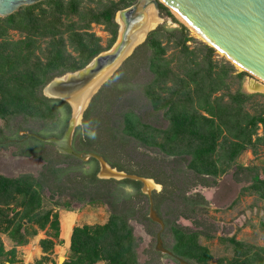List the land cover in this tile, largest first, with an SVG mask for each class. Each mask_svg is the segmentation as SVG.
I'll list each match as a JSON object with an SVG mask.
<instances>
[{
	"label": "trees",
	"instance_id": "trees-1",
	"mask_svg": "<svg viewBox=\"0 0 264 264\" xmlns=\"http://www.w3.org/2000/svg\"><path fill=\"white\" fill-rule=\"evenodd\" d=\"M135 1L98 0L95 7H90L82 4L84 0H47L0 19V39L3 40L0 43V119L7 124L18 118L23 121L17 123L14 134L24 131L22 124L30 119L54 117V101L43 96V88L55 77L82 69L103 52L99 40L88 33L93 24L104 26L113 44L118 30L114 21L116 13ZM159 8L171 17L166 8ZM10 30L17 31L25 39L9 44L6 36ZM65 36L73 52L79 55L80 63L66 64L63 55ZM43 39L49 40L48 57L44 62L34 57V50ZM192 41L189 31L182 26L179 29L156 28L116 76L126 73L123 85L110 92L102 89L84 114L83 127L91 125L92 132H95L87 139L98 138L93 144L88 141V151L100 156L119 172L156 180L164 187L162 193L149 198L140 192L141 183L138 181L98 179L95 159L77 162L93 163L96 166L93 172L66 180H62L67 171L65 168L55 167L52 163L44 168L45 173L51 174L52 182L63 185L73 201L88 205L106 204L111 210L106 226L73 231L72 252L87 255L82 264H87L90 257L95 262L102 259L109 264H128L132 229L127 224V215L118 210V193L113 189L117 186L130 185L136 196L146 197L148 203L153 202V209L163 221L165 230L170 228L174 236L169 251L185 260L191 256L187 251L190 238L181 228L171 226L173 221L170 218H176L172 209L162 213L160 206L177 197V192L187 209L206 204L199 195H185L190 187L187 184L183 187L182 177L186 171L192 173L197 185L205 187L215 185L218 177L232 172L237 183L249 184L254 191L264 195V166L243 167L235 162L242 152L251 149L257 154V145L264 146V138L254 139L258 126L264 125V96L243 93L241 83L246 74L236 73L232 65L218 61L216 52L203 43L188 46ZM141 69L146 75L145 80H134ZM56 102L70 114L67 104ZM116 137L118 142L115 143ZM5 141L0 139V147L6 145L2 143ZM25 142L39 143L35 138H28ZM125 148V154L129 150L126 157L130 159L138 155L136 149L139 148L156 154L153 159L145 152L138 155L150 159L154 175L134 172L128 161L120 163L124 157L119 154V149ZM59 157L78 161L69 156ZM160 177H164V181ZM38 188L40 184L31 177L8 179L0 176V215L4 217L1 214L3 209L16 204L20 196L25 198L19 205L30 207L29 212L38 208ZM146 215L144 213L143 218ZM177 216L193 219L189 213L182 212ZM146 220L153 223L147 217ZM8 222L4 217L0 229H4Z\"/></svg>",
	"mask_w": 264,
	"mask_h": 264
},
{
	"label": "rangeland",
	"instance_id": "rangeland-1",
	"mask_svg": "<svg viewBox=\"0 0 264 264\" xmlns=\"http://www.w3.org/2000/svg\"><path fill=\"white\" fill-rule=\"evenodd\" d=\"M84 1L83 5L95 7V2L98 0ZM119 12L115 15L116 21L119 20ZM158 17L160 21L156 25L157 28L179 29L182 26L173 16L168 17L161 10H159ZM88 33L99 40L98 45L103 50L101 53L110 50L115 43L112 44L111 35L104 26L93 24ZM189 35L193 41L188 43V46L193 47L198 43H203L190 31ZM23 39H25L23 35L12 30L8 31L6 36V42L9 44L17 43ZM63 40L65 42L63 55L66 64L72 66L74 63H80L79 55L73 52L68 38L65 36ZM1 42H3L2 39H0ZM48 42L49 40L45 39L39 41L38 48L34 50L35 58L45 61V58L48 57ZM215 58L218 61L229 63L218 53L215 54ZM32 60L34 61V58ZM125 64L126 62L121 66L122 69ZM121 68L102 85L97 94L102 89L105 92H110L109 90H116L119 85H123L126 73L116 77ZM234 69L236 73H243L235 67ZM138 73L139 76H136L134 80H145L146 75L142 69ZM247 79L248 75L246 74L241 83V91L250 94L247 90V88L249 89ZM261 95L264 96V94ZM136 99H138V95ZM249 105L248 107H250ZM52 107L55 111L52 119H30L29 122H25L21 126L25 130L15 134L17 123L23 121L18 118L7 124L0 119V139L6 140L2 142L6 145L0 147V176L8 179L31 177L40 184V188L36 190L40 201L38 208L29 212L30 207L19 205V202L25 198L20 196L17 198L18 204L15 201L16 204L3 209L1 214L9 222L4 229H0V264H82L83 259L86 261L87 255L84 257L72 252L70 241L73 231L76 228L106 226L111 216V210L106 204L88 205L73 201L68 192L63 189L64 186L61 187L58 182L57 184L53 183L51 174L44 171L48 163L56 165L55 167L65 168L67 171L63 174L62 180H66L93 172L96 168L93 163L78 164L77 162L80 161H68L60 158V154L55 148L48 144L40 141L38 144L25 142L30 138L28 135H36L42 139L61 137L71 120L72 113L70 110V114H67L63 106L56 101L52 102ZM84 114L77 123L72 140V146L78 153H90L89 147L86 146L89 144L88 141L93 144L98 139L97 137L93 140L87 139V137H92L95 132H92L91 125L83 127ZM101 138V141L105 140L104 136ZM255 138H264V125L258 126ZM116 142H118V137H116ZM257 150V154H254L251 149L242 152L236 159V164L243 167H263L264 146L257 145ZM126 151L127 148L119 149V154L124 157L121 158L120 163L128 161L134 172H143L142 174L146 175L149 172V175H154L155 170L150 159L157 157L156 154L139 148L136 149V153L139 155L145 152L150 159L138 155L130 159L126 157L129 150L127 154H125ZM161 169L165 170V168ZM167 171L170 172L169 165H167ZM102 174L101 166L98 163L96 176L98 179L123 181L121 178L114 179L105 176L100 178ZM191 174L186 171L182 177L183 187L186 184L190 186L185 195L189 197L199 195L206 201V204L197 206L193 210L187 209L188 207L181 203V194L177 192L175 195L177 197L169 199L171 201L164 202L160 206L162 213L172 209L173 216L176 218L173 217V220L170 218L173 221L171 226L181 228L183 234L190 238L187 241L190 258L185 260L176 257L186 264H264V195L254 191L249 184L237 183L232 172L221 175L216 179L215 185L208 187L197 185ZM133 177L144 180L140 187V192L144 196L152 197L164 190L163 185L154 179ZM159 179L164 181V177ZM43 180L47 183L43 184ZM148 181L153 182L159 188L147 190L146 182ZM113 189L118 193V210L127 215V224L132 229V251L128 264H181L156 250V236L161 227L155 219L156 216L160 217L153 209V202L150 200L148 203L146 197L136 196L130 185L117 186ZM182 212L189 213L193 219L178 218L177 215ZM144 213H147L146 217L153 222L152 224L148 223L146 217L143 218ZM4 217L0 215V221H3ZM173 238L170 228L165 230L164 227L161 233V243L168 251L173 245ZM87 262V264H109L102 259L95 262L91 257L87 259Z\"/></svg>",
	"mask_w": 264,
	"mask_h": 264
},
{
	"label": "water",
	"instance_id": "water-1",
	"mask_svg": "<svg viewBox=\"0 0 264 264\" xmlns=\"http://www.w3.org/2000/svg\"><path fill=\"white\" fill-rule=\"evenodd\" d=\"M43 1L47 0H0V19L8 18L24 7ZM159 6L166 8L175 19H181L182 27L195 33L205 45L247 74V82L253 80L255 83H264V0H138L118 13L119 20H115L119 26L118 33L110 50L97 55L83 69L55 78L43 88L45 98L63 102L71 110V120L61 137H28L51 144L60 155L80 162L95 159L100 164L102 173L106 174H102L100 178L105 176L143 182L144 180L111 168L94 153L76 152L72 140L77 123L82 119L98 90L157 28L154 26L149 29L144 21L147 8L152 7L158 17ZM247 90L250 94H264L257 87ZM155 219L161 227L156 236V250L181 264H186L162 246L161 233L164 223L157 216Z\"/></svg>",
	"mask_w": 264,
	"mask_h": 264
},
{
	"label": "bare ground",
	"instance_id": "bare-ground-1",
	"mask_svg": "<svg viewBox=\"0 0 264 264\" xmlns=\"http://www.w3.org/2000/svg\"><path fill=\"white\" fill-rule=\"evenodd\" d=\"M176 19H177V21L178 22H180V23H183V21L181 20V19H179L178 17H176ZM159 21H160V19L157 17V15H156V13H155V11L153 10V8L152 7H148L147 8V10H146V12H145V24H146V26H148L149 27V29H151L152 27H154V26H156L158 23H159ZM121 26H123L122 24H121ZM147 27V28H148ZM192 34H194L195 36H197L195 33H193L192 31H190ZM198 37V36H197ZM199 38V37H198ZM199 40H201L202 41V39H200L199 38ZM248 87H249V89H251V90H253L254 88H258V89H260V91H263L264 92V83H262V82H257V83H255L253 80H249L248 81ZM89 99V98H88ZM87 99V100H88ZM87 102V101H86ZM86 102H85V104H86ZM84 104V105H85ZM85 107V106H84ZM83 107V108H84ZM83 110V109H82ZM78 119H79V116H78ZM105 173H109V172H105ZM103 175H106V174H104L103 173ZM159 188V186H157V185H155L153 182H151V181H148V182H146V189L147 190H152V189H158ZM62 261V259L60 260V262Z\"/></svg>",
	"mask_w": 264,
	"mask_h": 264
},
{
	"label": "flooded vegetation",
	"instance_id": "flooded-vegetation-1",
	"mask_svg": "<svg viewBox=\"0 0 264 264\" xmlns=\"http://www.w3.org/2000/svg\"><path fill=\"white\" fill-rule=\"evenodd\" d=\"M170 252V251H169Z\"/></svg>",
	"mask_w": 264,
	"mask_h": 264
}]
</instances>
